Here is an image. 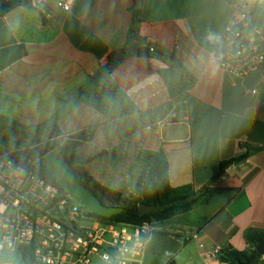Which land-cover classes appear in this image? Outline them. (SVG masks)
Instances as JSON below:
<instances>
[{"label":"crops","instance_id":"1","mask_svg":"<svg viewBox=\"0 0 264 264\" xmlns=\"http://www.w3.org/2000/svg\"><path fill=\"white\" fill-rule=\"evenodd\" d=\"M232 2L72 0L63 12L55 1L22 0L0 17V130L19 142L0 160L46 140L53 125L58 146L92 129L78 166L102 187L129 197L156 155L172 187L201 195L190 211L152 222L143 264H224L217 249L251 254L258 246L247 235H264V82L213 60ZM244 2L264 39V2ZM142 47L155 55L141 56ZM119 53L128 56L112 65ZM18 252L0 264H25Z\"/></svg>","mask_w":264,"mask_h":264},{"label":"built area","instance_id":"2","mask_svg":"<svg viewBox=\"0 0 264 264\" xmlns=\"http://www.w3.org/2000/svg\"><path fill=\"white\" fill-rule=\"evenodd\" d=\"M32 1H55L63 12L72 6V0ZM244 3L233 0V14L213 60L236 77L257 74L264 82V39ZM90 214L59 186L0 160V252L34 246L35 264H143L152 222L113 224ZM220 254L214 251V256Z\"/></svg>","mask_w":264,"mask_h":264},{"label":"trees","instance_id":"3","mask_svg":"<svg viewBox=\"0 0 264 264\" xmlns=\"http://www.w3.org/2000/svg\"><path fill=\"white\" fill-rule=\"evenodd\" d=\"M22 5V0H11L0 5V17L6 15L13 9ZM138 11L135 10V13ZM128 55H125L127 57ZM113 59V55L110 56ZM123 59L115 63L118 65ZM62 136L56 125L49 129L46 140L36 139L32 141L23 150L14 151L7 154L3 159L10 160L14 165L22 167L24 170L31 171L39 178L55 184L61 188L52 174L43 165L41 158L56 148H60L67 161L73 166L78 179L87 186L96 196H98L105 205L122 207L124 211L111 218H104L95 214H90L102 221L113 224H129L138 226L144 222L163 221L176 215L190 211L199 201L201 195L196 192L192 186H183L174 188L169 180L168 162L156 155L148 158L146 166L139 177L135 192L129 197H123L119 192L102 187L87 173L79 169V160L76 149L93 136V130L75 134L67 140L62 146L56 145L51 140ZM236 160L222 164L221 170ZM142 204L154 206L158 211L148 215L141 216L139 208ZM247 240L250 244L258 246L264 244V235L249 233ZM25 264H35L34 246L22 247L19 251ZM257 249L251 254L237 250H224L219 259L224 264H256L260 259ZM168 264H176L170 261Z\"/></svg>","mask_w":264,"mask_h":264},{"label":"water","instance_id":"4","mask_svg":"<svg viewBox=\"0 0 264 264\" xmlns=\"http://www.w3.org/2000/svg\"><path fill=\"white\" fill-rule=\"evenodd\" d=\"M123 53L114 57L112 65L119 61ZM140 55H155L147 48L140 49ZM157 55V54H156ZM43 165L52 174L61 187L71 195V197L90 213L104 218H111L124 211L122 207L105 205L87 186H85L76 176L73 166L67 161L60 148H56L41 158ZM140 215H148L158 211L157 207L142 204L139 208ZM259 254L264 253V244L257 247Z\"/></svg>","mask_w":264,"mask_h":264},{"label":"rangeland","instance_id":"5","mask_svg":"<svg viewBox=\"0 0 264 264\" xmlns=\"http://www.w3.org/2000/svg\"><path fill=\"white\" fill-rule=\"evenodd\" d=\"M18 143L19 142L16 140V135H11L10 133L7 134L0 130V154L11 148L17 147ZM6 252H1L0 255L4 256L6 255ZM16 256L21 257L20 252H18Z\"/></svg>","mask_w":264,"mask_h":264},{"label":"clouds","instance_id":"6","mask_svg":"<svg viewBox=\"0 0 264 264\" xmlns=\"http://www.w3.org/2000/svg\"><path fill=\"white\" fill-rule=\"evenodd\" d=\"M262 2H264V0H262Z\"/></svg>","mask_w":264,"mask_h":264}]
</instances>
